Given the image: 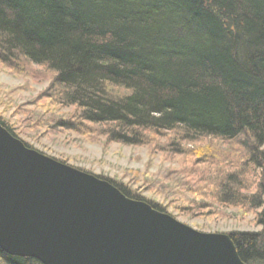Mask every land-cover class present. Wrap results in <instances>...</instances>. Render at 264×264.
Here are the masks:
<instances>
[{
	"label": "trees",
	"instance_id": "1",
	"mask_svg": "<svg viewBox=\"0 0 264 264\" xmlns=\"http://www.w3.org/2000/svg\"><path fill=\"white\" fill-rule=\"evenodd\" d=\"M24 61L51 74L49 99L73 107L63 129L151 149L169 132L176 150L236 141L259 171L254 192L230 172L203 187L264 208V0H0V65L23 72ZM229 235L244 262L264 264V228ZM0 264L42 263L0 248Z\"/></svg>",
	"mask_w": 264,
	"mask_h": 264
},
{
	"label": "water",
	"instance_id": "2",
	"mask_svg": "<svg viewBox=\"0 0 264 264\" xmlns=\"http://www.w3.org/2000/svg\"><path fill=\"white\" fill-rule=\"evenodd\" d=\"M0 248L42 264H247L229 234L196 230L0 124Z\"/></svg>",
	"mask_w": 264,
	"mask_h": 264
},
{
	"label": "rangeland",
	"instance_id": "3",
	"mask_svg": "<svg viewBox=\"0 0 264 264\" xmlns=\"http://www.w3.org/2000/svg\"><path fill=\"white\" fill-rule=\"evenodd\" d=\"M20 68L23 72L0 65V121L27 146L101 179L113 180L196 230L229 234L264 228L263 207L220 203L213 196L216 187H203L208 178L230 172L252 183L246 192H254L259 171L246 168L245 154L236 141L202 137L197 142H182L176 150L171 146L176 140L169 132L161 137L157 149H151L63 129L55 122L73 107H61L48 98L51 74L28 61L17 70ZM206 150L212 155L205 156ZM191 153L193 160H189ZM208 158L211 162L205 164Z\"/></svg>",
	"mask_w": 264,
	"mask_h": 264
},
{
	"label": "bare ground",
	"instance_id": "4",
	"mask_svg": "<svg viewBox=\"0 0 264 264\" xmlns=\"http://www.w3.org/2000/svg\"><path fill=\"white\" fill-rule=\"evenodd\" d=\"M115 186V185H114Z\"/></svg>",
	"mask_w": 264,
	"mask_h": 264
}]
</instances>
